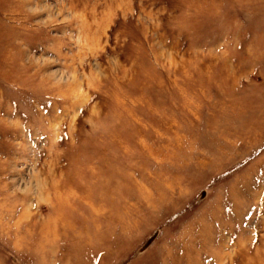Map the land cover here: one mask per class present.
I'll list each match as a JSON object with an SVG mask.
<instances>
[{"label":"rangeland","instance_id":"obj_1","mask_svg":"<svg viewBox=\"0 0 264 264\" xmlns=\"http://www.w3.org/2000/svg\"><path fill=\"white\" fill-rule=\"evenodd\" d=\"M0 264H264V0H0Z\"/></svg>","mask_w":264,"mask_h":264},{"label":"water","instance_id":"obj_2","mask_svg":"<svg viewBox=\"0 0 264 264\" xmlns=\"http://www.w3.org/2000/svg\"><path fill=\"white\" fill-rule=\"evenodd\" d=\"M158 235V232H155L148 240H147V242L144 244V246H143V249H146V248H148L151 244H152V242L155 240V238H156V236Z\"/></svg>","mask_w":264,"mask_h":264}]
</instances>
